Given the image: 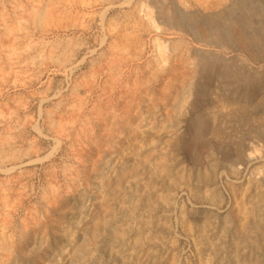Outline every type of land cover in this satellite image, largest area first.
I'll return each mask as SVG.
<instances>
[{"label":"rangeland","instance_id":"374dc122","mask_svg":"<svg viewBox=\"0 0 264 264\" xmlns=\"http://www.w3.org/2000/svg\"><path fill=\"white\" fill-rule=\"evenodd\" d=\"M0 264H264V0H0Z\"/></svg>","mask_w":264,"mask_h":264},{"label":"bare ground","instance_id":"6f19581e","mask_svg":"<svg viewBox=\"0 0 264 264\" xmlns=\"http://www.w3.org/2000/svg\"><path fill=\"white\" fill-rule=\"evenodd\" d=\"M137 8H139V7H137ZM140 9H142L144 11L145 15H146V19H145L146 25L147 26L148 25L149 26H152L153 25L155 27V24H154V21L155 20L153 19L152 11L143 8V6ZM169 25H167L169 28L171 27V28H176L177 29V27L175 25H173V24H169ZM232 33H233L235 42L238 43L240 46H243V44H245V41L246 40H245L244 37L242 38L240 32L236 30V31H232ZM197 40H199V39H197ZM166 50H167V48H166V45L164 43L160 42L159 40L153 41V43H152V51H153V56H154L155 62H157L159 64L165 62V59H166Z\"/></svg>","mask_w":264,"mask_h":264}]
</instances>
